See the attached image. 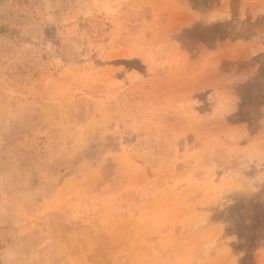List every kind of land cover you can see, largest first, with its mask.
<instances>
[{"label":"rangeland","instance_id":"1","mask_svg":"<svg viewBox=\"0 0 264 264\" xmlns=\"http://www.w3.org/2000/svg\"><path fill=\"white\" fill-rule=\"evenodd\" d=\"M0 264H264V0H0Z\"/></svg>","mask_w":264,"mask_h":264},{"label":"bare ground","instance_id":"2","mask_svg":"<svg viewBox=\"0 0 264 264\" xmlns=\"http://www.w3.org/2000/svg\"><path fill=\"white\" fill-rule=\"evenodd\" d=\"M216 16H219V15L218 14L213 15L214 18ZM218 48H219V46H218ZM241 48H242V50L241 51L239 50L241 52L240 56L243 55L244 57H250V56L254 55L255 52H257L259 49H262L263 47L259 46V47H254V48L253 47H241ZM222 56L223 57L225 56L227 58H232L235 55L234 54H230L229 55L227 53H222V52H219L218 54H216L214 59H213V62L210 65L209 73L208 74H204L200 78V80H204L205 78H207L204 81L199 83V84H202L201 88H205L207 82L212 83V85L215 87L216 90H219L220 87L223 86V78L220 76L221 71L223 69L222 66H221Z\"/></svg>","mask_w":264,"mask_h":264}]
</instances>
